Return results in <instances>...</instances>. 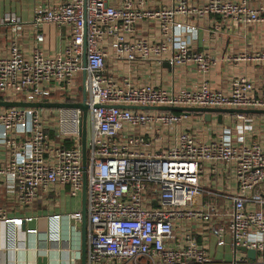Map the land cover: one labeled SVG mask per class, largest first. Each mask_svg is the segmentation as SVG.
<instances>
[{
    "label": "built area",
    "instance_id": "built-area-1",
    "mask_svg": "<svg viewBox=\"0 0 264 264\" xmlns=\"http://www.w3.org/2000/svg\"><path fill=\"white\" fill-rule=\"evenodd\" d=\"M37 1L35 41L44 42L43 26L55 24L68 29V42L60 53L39 46L27 53L18 41L25 22L16 14L2 18L15 38L0 51V95L14 101L78 103L85 90L86 264H264V141H248L246 125L253 118L237 114L236 126L202 142L184 128V113L122 107L264 108V97L254 94L255 83L239 76L228 91L207 81L199 88L174 90L137 84L107 72L105 48L110 45L115 59L127 62L154 59L173 67L194 62L207 75L215 61L191 51L186 33L196 31V22L211 15L244 25L264 22V0H176L151 8L144 0L119 5L111 0ZM148 20L159 28L157 42L133 37L137 26ZM236 59L264 61V51ZM82 116L78 107H0V146L8 151L0 166L5 248L34 249L38 256L50 257L64 250L68 264L82 259L81 209L46 215L47 229L41 233L38 224L29 225L37 216H9L1 201L3 190L22 207L32 205L41 190L61 188L72 198L82 196ZM19 129L24 136L16 135ZM205 161L234 171L237 192L225 194L226 210L215 202L205 205L200 198ZM193 225L205 234L209 231L217 246L228 247L234 258H216L199 242ZM28 237L34 238L33 247ZM241 247L255 250L256 257L237 255Z\"/></svg>",
    "mask_w": 264,
    "mask_h": 264
},
{
    "label": "crops",
    "instance_id": "crops-1",
    "mask_svg": "<svg viewBox=\"0 0 264 264\" xmlns=\"http://www.w3.org/2000/svg\"><path fill=\"white\" fill-rule=\"evenodd\" d=\"M115 5H119L123 0H111ZM139 0H134L137 4ZM176 0H144L146 8L161 7L171 5ZM206 0H193V2L203 3ZM37 0H0V51H5L10 42L15 38L10 24H3L1 19L8 14H16L25 22L23 34L18 38L21 46L27 53H31L35 46H39L45 52L54 54L60 53L65 49L68 42V29L64 26L55 24L44 25L42 32L45 41L38 44L35 41L36 28L33 26L34 11ZM196 31L187 32L186 40L189 42L190 50L193 52L205 53L214 59L215 63L209 73L204 75L199 71L198 65L194 62L183 66L173 67L168 61L158 60H137L127 62L117 60L114 57L113 49L110 45L107 50L106 68L107 72L114 74L118 79L129 78L134 83H150L161 86L167 90H174L180 87L199 88L204 81L215 89L230 90L234 78L245 76L253 81L256 86L255 93L259 97H264V61L237 60L241 54H254L264 51V22L244 25L232 21L230 18L211 15L196 22ZM134 38H145L152 42L160 40V31L155 22L144 21L137 26ZM253 122L246 125L248 141H264V114H254L250 116ZM238 122L237 115L223 114L222 122L219 121V114L213 113L211 120L208 121L204 114H192L184 121V128L194 134L199 141L210 142L215 139L225 127H234ZM16 130V135L24 136ZM2 130H0V134ZM8 151L0 146V166L7 161ZM201 184L205 192L200 197L203 204L214 203L221 210L228 209V202L225 194L237 192V184L234 179V171L230 166L222 163L203 162L201 172ZM213 192L215 195H210ZM79 197L72 198L67 190L56 188L52 191H40L39 198L30 206L22 207L16 199L8 192L3 190L2 205L9 216H37L35 225L40 223V219H45L46 215L54 212H67L82 210L81 206L73 209L79 204L76 202ZM197 239L201 244L209 247L210 252L218 259H233L235 254L228 247L217 246L216 239L196 225L191 226ZM40 228V227H39ZM45 229V231H46ZM183 228L179 227L178 231ZM44 231V232H45ZM41 232V233H44ZM26 237V236H25ZM30 247L35 242L33 237H28ZM5 242V230L0 224V264H38L37 250H24L21 248L16 251L7 249L3 245ZM2 246V247H1ZM21 246L24 244L21 242ZM243 251L239 250L237 255ZM69 253L52 252L49 264H68ZM249 257V255H248ZM256 257V255H255ZM251 258V257H250ZM254 259V258H251ZM81 264V260L79 262Z\"/></svg>",
    "mask_w": 264,
    "mask_h": 264
},
{
    "label": "water",
    "instance_id": "water-1",
    "mask_svg": "<svg viewBox=\"0 0 264 264\" xmlns=\"http://www.w3.org/2000/svg\"><path fill=\"white\" fill-rule=\"evenodd\" d=\"M86 54L84 55V65H86ZM169 63V62H168ZM84 79L86 78V71L83 72ZM84 100L78 103H68V102H25V101H14V100H0V107H38V108H81L83 110L82 116V148H83V166L85 170L84 175V187L82 191V259L81 264H86L87 259V211H86V194H87V173H86V164H87V128L86 120L88 114V105L85 102L86 93L83 90ZM123 108L129 109H142V110H159V111H176L184 113L187 116L192 114H204L205 118L210 121L211 115L213 113L219 114V121L222 122L223 114H264V108H227V107H183V106H136V105H127L122 106ZM35 222H31L30 226H35ZM241 250L246 251L245 247H241ZM248 255L251 258H255L256 251L249 249ZM50 256H38V264H49Z\"/></svg>",
    "mask_w": 264,
    "mask_h": 264
},
{
    "label": "rangeland",
    "instance_id": "rangeland-1",
    "mask_svg": "<svg viewBox=\"0 0 264 264\" xmlns=\"http://www.w3.org/2000/svg\"><path fill=\"white\" fill-rule=\"evenodd\" d=\"M76 202H79V204H77V206L74 207L73 209L78 208V205L81 206V194H80V196H79V198H78V200ZM39 227H40V231L41 232H44L45 231V229H46L45 219H43V218L40 219Z\"/></svg>",
    "mask_w": 264,
    "mask_h": 264
},
{
    "label": "trees",
    "instance_id": "trees-1",
    "mask_svg": "<svg viewBox=\"0 0 264 264\" xmlns=\"http://www.w3.org/2000/svg\"><path fill=\"white\" fill-rule=\"evenodd\" d=\"M0 100H5L4 97L2 95H0ZM174 113H180V112H176V111H173ZM248 116H253L254 114H246Z\"/></svg>",
    "mask_w": 264,
    "mask_h": 264
}]
</instances>
